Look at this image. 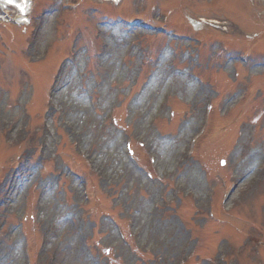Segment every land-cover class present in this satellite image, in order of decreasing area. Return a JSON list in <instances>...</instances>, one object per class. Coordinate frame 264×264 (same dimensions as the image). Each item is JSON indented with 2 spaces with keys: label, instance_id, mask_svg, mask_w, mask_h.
<instances>
[{
  "label": "rangeland",
  "instance_id": "rangeland-1",
  "mask_svg": "<svg viewBox=\"0 0 264 264\" xmlns=\"http://www.w3.org/2000/svg\"><path fill=\"white\" fill-rule=\"evenodd\" d=\"M10 1L6 11L19 15L12 6L22 0ZM156 1L124 0L112 11L101 0H31L28 27L0 21V199H13L0 201V264H27L28 250L32 264H264V0H184L183 13L163 10L170 29L205 46L123 23L138 9L160 25ZM187 17L219 25L194 32ZM108 28L120 45L106 61L96 54ZM232 45L240 52L220 53ZM61 75L62 91L70 85L85 111L48 113L49 83ZM103 152L118 155L117 176L110 164L91 170L80 159ZM15 182L23 188L10 196ZM45 201L52 207L39 222Z\"/></svg>",
  "mask_w": 264,
  "mask_h": 264
},
{
  "label": "bare ground",
  "instance_id": "bare-ground-1",
  "mask_svg": "<svg viewBox=\"0 0 264 264\" xmlns=\"http://www.w3.org/2000/svg\"><path fill=\"white\" fill-rule=\"evenodd\" d=\"M121 1L123 0H115V5H119L121 3ZM0 4H5V5H10L11 1L10 0H0ZM19 9L21 11L22 14H25L26 13V7L24 6V4H21V7L19 6ZM110 28H108L107 30H100L99 32V36L100 37H103V38H106L107 39V45L104 47V50H103V54H106L107 58H106V61L110 60L111 57L117 55L118 53V48H119V37L116 33L114 32H110L109 30ZM63 85H64V80L62 79H59L58 82L55 84L54 86V89H53V93H52V97H51V101H50V111L53 113V114H56L58 111H60V108L58 106H61L63 107V109L65 108L66 110L68 111H71L75 114H77L79 111H85L84 109V105L81 103V102H77L75 100V98L73 97V95H70V90L68 89V87L70 85H66L64 87V90L62 91L63 89ZM75 87V86H73ZM154 93V91H153ZM83 105V106H82ZM144 110H147L149 108L148 105H144L143 106ZM142 111V113H144ZM61 113L58 114V116L60 115ZM87 118L85 116V122H87ZM73 125V124H72ZM65 127L69 130L70 132V136L75 138L77 135H76V132L72 127H70L68 125V123L65 124ZM207 133V132H206ZM77 134L79 135V133L77 132ZM45 136L43 137L42 139V143H41V152H42V155L45 157L50 154V149H49V146L50 144H52V138L48 137L47 134L45 133L44 134ZM205 136V134L203 135V137ZM202 137V138H203ZM201 138V139H202ZM49 141V142H48ZM83 142V146H84V141ZM103 155H105V157H98V158H95V162H92L91 161V157L89 156L88 158V162L92 163L94 166H99L100 168H104V163H106V165L110 164V168H109V175L110 176H117V168L115 166V161L114 160H117L119 159L118 158V155H111L110 153H107V152H103L102 153ZM97 160V161H96ZM240 170H238L237 172L239 173ZM30 176H32L33 174V171L29 172ZM71 190H72V195L75 196L77 194V189H76V186L75 184L71 186ZM16 191H17V187L13 186L12 187V194H10V196H13V195H16ZM19 194V192H18ZM11 199V198H10ZM10 199H6V200H3L2 203L5 205L7 201H9ZM11 201H13V199H11ZM48 201H45V202H42L41 204H38L36 207H37V213H38V221L40 222V220H42V217L43 215H41V212L42 210H44L45 207L47 206H50V203H47ZM52 207V206H50ZM54 208L56 209L54 214L58 217L60 216V213L57 209V207L54 206ZM47 215H51L52 217V214H53V211H50L48 213H46ZM47 219V218H46ZM75 235V232H73V236ZM48 235L46 236V239L45 241L43 242V246H42V253L44 254V249L47 245V241H48ZM51 262L56 263L57 262V258L52 260Z\"/></svg>",
  "mask_w": 264,
  "mask_h": 264
}]
</instances>
